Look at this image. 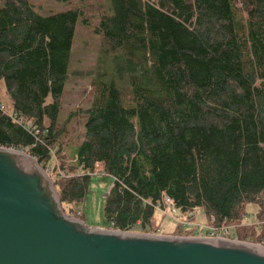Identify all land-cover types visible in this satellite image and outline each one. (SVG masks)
I'll use <instances>...</instances> for the list:
<instances>
[{
	"label": "trees",
	"instance_id": "trees-1",
	"mask_svg": "<svg viewBox=\"0 0 264 264\" xmlns=\"http://www.w3.org/2000/svg\"><path fill=\"white\" fill-rule=\"evenodd\" d=\"M111 2L93 30L102 66L65 158L58 116L83 13L41 16L28 0H0V81L12 112L0 111V147L26 151L44 170L60 156L50 178L70 217H82L99 164L113 179L107 229L155 233L165 194L183 221L201 214L264 246V0ZM203 229L177 224L174 235Z\"/></svg>",
	"mask_w": 264,
	"mask_h": 264
},
{
	"label": "water",
	"instance_id": "water-1",
	"mask_svg": "<svg viewBox=\"0 0 264 264\" xmlns=\"http://www.w3.org/2000/svg\"><path fill=\"white\" fill-rule=\"evenodd\" d=\"M0 264H264V248L89 228L65 214L35 159L0 147Z\"/></svg>",
	"mask_w": 264,
	"mask_h": 264
},
{
	"label": "rangeland",
	"instance_id": "rangeland-1",
	"mask_svg": "<svg viewBox=\"0 0 264 264\" xmlns=\"http://www.w3.org/2000/svg\"><path fill=\"white\" fill-rule=\"evenodd\" d=\"M28 1L33 5L35 11L41 16H47L49 14L64 12L68 10H77L83 13V15L78 18L75 28L68 66V76L63 95L61 97V110L58 116L59 123H64L66 128L64 135L60 139L62 146V152L60 153V156L64 155V157L67 158L71 156L73 147L78 144L79 140L77 135L81 134V131L83 129V126H81L80 124L81 110L85 109L88 105V101L90 100L92 95L91 84L93 80L98 77V72L100 70L98 67L102 66L98 63L100 57V40L93 30L99 23L100 18L103 14H111L112 2L111 0ZM84 21H86L87 23L84 24ZM161 21L163 22V26L165 29H171L170 19L168 17H162ZM167 53L170 55L174 54L170 49H168ZM103 65L106 70L109 69L110 71L112 69L111 61L106 60L104 61ZM0 102L5 105L7 110H11V103L5 94L4 84L2 81H0ZM195 111V108L193 106H190L185 115L187 117H192L195 114ZM21 152L30 156L28 153H26V151ZM60 156L56 155V158L50 162V166L47 170H44L38 165L45 171V174L48 175L49 178L53 167H55L56 164L60 162ZM112 183L113 179L109 175L102 173L101 169L98 172H95L94 175H92L90 178V183L87 188L85 198L79 209L82 217L72 218L78 220L82 219L80 221H82L89 228L107 229L103 214V198L111 187ZM163 217L164 216L158 212L155 217V225H157L158 231H156L155 233L147 234L165 237H179L174 235V230L177 226V223L165 217L163 219ZM195 221L196 223H199L201 225H208L207 223H205V219L203 218V216H201V214L198 215ZM199 235H202L203 237L195 236L194 238H207L206 229H203V231L200 232ZM220 237H213L212 239L219 238L223 240L236 241L224 236ZM254 245L264 247L262 246V244Z\"/></svg>",
	"mask_w": 264,
	"mask_h": 264
},
{
	"label": "built area",
	"instance_id": "built-area-1",
	"mask_svg": "<svg viewBox=\"0 0 264 264\" xmlns=\"http://www.w3.org/2000/svg\"><path fill=\"white\" fill-rule=\"evenodd\" d=\"M0 111L6 115L12 116V112L11 110H7V108L5 107L4 104H2L0 102ZM102 170V167L97 164L96 165V170L95 172H98L99 170ZM103 173V170H102ZM106 194L104 195L105 198ZM157 212H159L161 215H163L165 218L172 220L174 222H176L177 224H181L182 226L190 229V228H205L207 231V238H213V237H220V236H224L226 238L232 239V236H234V229L233 227L230 226H222L219 228H215V227H211L210 225H201L199 223H196V218L193 220H181L178 217V211L177 208L175 206L174 201L169 198L167 195L162 194V197L160 199V202L158 203L157 207H156ZM195 236H201L202 235H194L192 237ZM179 237H186V236H179ZM191 237V238H192ZM221 238V237H220ZM219 239V238H218ZM234 240V239H233Z\"/></svg>",
	"mask_w": 264,
	"mask_h": 264
},
{
	"label": "bare ground",
	"instance_id": "bare-ground-1",
	"mask_svg": "<svg viewBox=\"0 0 264 264\" xmlns=\"http://www.w3.org/2000/svg\"><path fill=\"white\" fill-rule=\"evenodd\" d=\"M25 156V155H24ZM34 162V161H33ZM35 163V162H34ZM35 165H36V163H35ZM37 166V165H36ZM254 246H257V247H261V246H259V245H254ZM261 248H264V247H261Z\"/></svg>",
	"mask_w": 264,
	"mask_h": 264
}]
</instances>
